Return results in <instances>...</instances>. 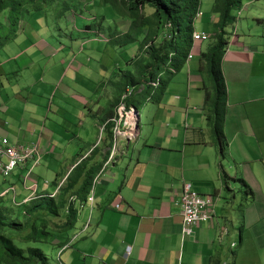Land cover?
Segmentation results:
<instances>
[{
  "label": "crops",
  "instance_id": "obj_1",
  "mask_svg": "<svg viewBox=\"0 0 264 264\" xmlns=\"http://www.w3.org/2000/svg\"><path fill=\"white\" fill-rule=\"evenodd\" d=\"M200 2L198 16L209 17L204 26L212 29L213 1ZM250 10V5L244 6V22L236 19L229 27L232 35L221 60L226 91L222 154L204 110L207 79L199 56L206 51L203 42L208 45L209 40L193 43L190 58L168 81L159 102H144L147 114L128 145L113 132L123 120L115 116L114 128L106 131L99 116L115 98L114 84L110 87L114 90H104L92 102L79 89L87 87L79 77L90 71V58L87 63H67L60 57L55 113L50 112L52 106L32 103L45 99L43 90L37 94L25 80L20 89H14L18 84L12 81L3 83L10 91L1 92L0 139L11 145L36 144L40 153L37 166L17 169L8 179L18 182L30 168L24 180L27 190L16 189L18 203L36 194L55 195L72 169L95 151L90 163H102L86 201L79 204L72 198L81 206L72 237L62 236L68 242L60 248V264H264V12ZM195 32L210 34V30ZM39 47L49 49L47 56L54 54L45 42ZM32 66L26 58L20 68ZM15 73H5L0 63V77ZM3 84L0 81L1 89ZM223 160L226 167L233 166L226 172ZM184 184L212 198V218L192 227L187 236L181 232ZM5 193L15 198L10 182L1 195Z\"/></svg>",
  "mask_w": 264,
  "mask_h": 264
},
{
  "label": "trees",
  "instance_id": "obj_2",
  "mask_svg": "<svg viewBox=\"0 0 264 264\" xmlns=\"http://www.w3.org/2000/svg\"><path fill=\"white\" fill-rule=\"evenodd\" d=\"M98 1L111 8L114 13L112 19L96 14L97 0H0V50L8 38L16 36L22 20L40 15L46 19L49 14L53 15L54 22L61 21L67 29L72 27L73 32H81L80 37L83 36L85 41L99 40L102 34L104 42L112 47L136 46V54L125 61L129 69L119 71L114 83L116 96L102 117L104 128L110 131L114 126L112 120H115L116 109L122 101L130 99V105L123 104L126 108L136 109L144 102H159L168 81L184 67L194 43L192 35L196 32L193 22L198 17L201 2ZM212 1L216 21L208 35L206 51L200 54L199 61L207 79L204 88L206 119L211 136L219 142L222 154L226 145L222 135L226 91L221 60L228 43L227 29L234 27V13L240 10L241 0ZM119 21L122 25L117 24ZM9 33H12L11 37H8ZM128 88H131L129 95L121 99V94ZM110 137L112 139L111 134ZM96 153L78 163L69 173L65 186L53 196L36 194L21 203L13 198L12 193L0 196V264H48L38 245L47 242L52 231L65 232L75 226L81 205H74L72 198L75 197L79 204L86 201L91 181L102 165L90 163ZM66 241L62 239L57 245L61 248L67 244Z\"/></svg>",
  "mask_w": 264,
  "mask_h": 264
},
{
  "label": "rangeland",
  "instance_id": "obj_3",
  "mask_svg": "<svg viewBox=\"0 0 264 264\" xmlns=\"http://www.w3.org/2000/svg\"><path fill=\"white\" fill-rule=\"evenodd\" d=\"M246 5L251 6L250 11L252 13H260L261 11V13L264 12L263 0L258 2H254L253 0H242L241 8L239 10L240 15H242H239L240 17L238 15L236 16V19L241 22H244L242 16L246 15V13L244 12V6ZM95 12L97 15L105 16V18L108 20L112 19L114 16V13L113 11H111V8L109 6L103 5L98 0L96 2ZM248 16L251 17L250 14ZM205 18L209 19V17L207 16H204V18L199 16L196 17L193 22L194 29L211 31L212 29H209V27L204 26ZM26 19L27 18L20 22L18 30L16 31V36L12 39L8 38V41H6V45H4L3 49L0 50V63L2 64V69L5 71V73L10 70H16V73L12 75V77L10 76L4 78L6 75L1 76L0 81L2 82V84L12 81V84H18L14 87V89H20L19 85L24 83L25 80L26 85L30 87L31 90H33L34 92H37V94H39V92L43 90L42 93L45 94V99L32 100V103H39L38 105H43L45 108H48V106H52L50 111L52 113H55V110L53 109L56 108L55 102L57 100V97L59 96L58 88H60V84H58V76L55 77V71L58 70L57 66L59 65L60 57H63L66 62L70 60H76L78 63H87V60H89L88 58L91 59L90 71H88V73L84 74L82 77H79L81 80H83V82H85L87 87L81 89L79 88V84L77 86L80 90H83L84 95L87 96V98H89L92 102L94 96L98 94L101 95V93L104 94V90H114V86L112 84L115 83V78H117L116 74L120 75V70H122V72H125L129 69L125 66V55H127V57H133L136 54V46L130 45L124 48H115L110 45H107L106 42H104L102 34L99 35V40L85 41L84 39H82L83 36L80 37L81 32H73L74 29H72V27L67 29L61 21L60 23L58 21L54 22V17L52 14L47 15L46 19L45 16L42 15H40L39 17L33 16L32 18H30V20L27 19V21ZM117 24L122 25L120 21ZM77 27L78 29L81 28L80 23H78ZM227 31L229 38L232 35L231 30H229L228 28ZM11 36L12 33H9L8 37ZM69 38H72V40H70ZM42 42H45L47 45H49V47L54 50V54H52L51 56L45 55L44 53L49 52V49L46 48V50H41L39 44ZM203 46L204 48H207V42H203ZM36 51L39 52L40 56H36L34 54ZM26 58L31 59L34 63V66L26 67L27 69H21L20 66ZM8 59H11L12 61ZM2 60H6V62H3ZM94 68L96 69V74L93 73ZM37 75L41 78L43 77L42 80L39 81L40 77H38L37 80ZM71 75L72 73L71 71H69L68 76ZM90 80H96L98 84H95V81L94 83L89 82ZM64 81H67V79L64 78ZM41 85L43 86L42 89ZM111 85L113 86L112 88H110ZM130 89L131 88H128L127 92L130 91ZM3 90L5 92H9L10 87L6 84H3V89L0 90V100L4 97L1 95L3 94L1 93ZM96 90L101 91L97 92ZM127 92H123L121 94V99L129 95L130 92ZM116 93L117 91L114 90V94ZM130 101V99H125L122 102L125 105H130ZM145 103L140 104L137 109L140 114V123L143 122L145 115L148 111V105ZM2 105L5 106V104ZM94 110H96V107ZM118 111L119 108L118 110L116 109L115 116L120 117ZM99 116L104 117V113ZM73 149L77 151V143H73ZM28 169L30 168H27L21 173L18 182L15 179L8 180L9 178L4 179L0 176V195L2 194L4 189L9 186L10 182V184H12L14 188L15 198L18 199V191L16 189L27 190L25 188L29 186L28 180L24 182L27 176ZM38 169L39 168L35 169V171ZM5 180H8V182ZM77 222L78 218L76 219L75 226L65 232L52 231L50 239L47 242L38 245V247L47 257L48 264H60V247L57 245V242H60V240L65 239L62 238V236L65 234H68V239L71 238L73 235V229H75ZM18 245L22 246L21 244Z\"/></svg>",
  "mask_w": 264,
  "mask_h": 264
},
{
  "label": "built area",
  "instance_id": "obj_4",
  "mask_svg": "<svg viewBox=\"0 0 264 264\" xmlns=\"http://www.w3.org/2000/svg\"><path fill=\"white\" fill-rule=\"evenodd\" d=\"M192 38L193 42H203L208 40V35L205 33H194ZM118 108L119 116L123 120V126L121 128L120 126L115 128L113 132L124 140L133 133V126L136 119L133 115L134 109H126L123 103ZM127 130L129 131L126 132ZM39 162L40 153L36 144L11 145L6 139H0V176L2 178L7 179L11 177L15 170L21 169L26 165L30 167L37 166ZM99 176L100 174L93 181H97ZM180 206L182 219L181 232L183 236L190 235L192 233V227L207 223L212 218V198L191 190L189 184L183 185ZM233 246L234 244H232ZM128 255L129 253L126 254V256ZM221 264L227 263L223 262Z\"/></svg>",
  "mask_w": 264,
  "mask_h": 264
},
{
  "label": "water",
  "instance_id": "obj_5",
  "mask_svg": "<svg viewBox=\"0 0 264 264\" xmlns=\"http://www.w3.org/2000/svg\"><path fill=\"white\" fill-rule=\"evenodd\" d=\"M133 115H134V117L136 119V122H135V124L133 126V133L131 134V136L125 138L126 145H128L132 140L135 139V137L138 134V130H139V125H140V120L141 119H140L139 111L136 108H134ZM222 157H223V155H222ZM226 164H227V160H223L221 162V167H222L224 172H226L229 168L233 167L232 164H230V165H228V167H226Z\"/></svg>",
  "mask_w": 264,
  "mask_h": 264
}]
</instances>
